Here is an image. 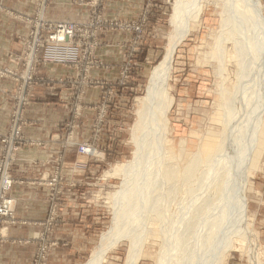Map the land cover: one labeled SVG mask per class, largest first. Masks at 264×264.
Masks as SVG:
<instances>
[{
	"label": "rangeland",
	"instance_id": "obj_1",
	"mask_svg": "<svg viewBox=\"0 0 264 264\" xmlns=\"http://www.w3.org/2000/svg\"><path fill=\"white\" fill-rule=\"evenodd\" d=\"M27 1L0 0V26L1 15L8 16L6 20L18 17L29 26L27 34L20 37L23 46L14 47L18 52L9 53L7 62L0 60V92L6 94L11 107L8 128L0 134V161L8 152L14 157L9 165L14 185L12 169L17 166L19 152L27 144L23 129L28 121L24 120L27 119V108L36 96V87L43 86L42 92L47 98L56 90L50 93L46 88L57 85L71 87L74 94L69 100L68 121L64 120L60 125L66 141L54 159L53 172L46 176L49 188L46 195L41 193L39 198L43 199L30 201L29 206L23 203L18 215V201L12 194L14 186L12 188L13 217L0 223V247L8 243L16 248L6 251L3 257L6 259L1 262L60 264L59 257L53 254L62 246L60 240H76L75 234L58 230L66 227V220L70 219L69 224L75 225L74 228L78 224L79 251L77 258H67L61 264H84L112 224L114 197L125 179L122 175L109 174V171L134 159L136 145L131 134L137 103L148 93L152 71L167 54L175 4L174 0H88V15L76 21L47 19L46 11L54 0H33L28 15L16 14L9 9V5L22 8ZM260 1L264 8V0ZM222 17L220 0H207L198 19L191 22L189 34L177 46L169 65V92L174 103L168 114L170 123L163 145L181 164L191 157V151H196L202 139L214 141L215 133L223 130L218 117L222 100L220 86L229 90L234 88L237 66L231 58L233 46L230 41L222 45L225 64L218 60L220 53L215 49L223 37ZM60 25L74 26L73 36H62L63 41L58 40V36L52 38V34L58 33L55 27ZM108 58L111 63L104 61ZM50 64L49 68L66 67L73 69L75 74L60 77L54 72L47 73L45 66ZM94 68H113L115 71L110 74V79L104 80L102 76L91 77ZM3 83L12 84L11 89H4ZM86 93L89 100L97 99L95 104L83 103ZM11 138L14 139L11 141ZM181 138H186L187 147L180 158L178 144ZM82 146L88 152L82 153ZM76 155L88 157L94 166L90 167L89 161L77 162L79 156ZM2 183L0 174V202L6 196ZM247 185L248 214L244 223L250 226L251 238L256 240L257 246L247 241L242 247L234 238L231 247L224 249L221 264H264V156ZM67 200L74 205L65 206ZM176 209V205L172 206L169 213ZM30 214L46 216L35 224V238H29L34 227L18 222V216ZM161 245L160 237L150 235L136 264H158ZM129 248L130 240L124 238L108 253L106 264H125Z\"/></svg>",
	"mask_w": 264,
	"mask_h": 264
},
{
	"label": "bare ground",
	"instance_id": "obj_2",
	"mask_svg": "<svg viewBox=\"0 0 264 264\" xmlns=\"http://www.w3.org/2000/svg\"><path fill=\"white\" fill-rule=\"evenodd\" d=\"M206 2L174 0L167 54L152 71L148 93L137 103L131 134L134 159L109 171L125 179L114 197L112 224L84 264H106L108 253L124 238L130 240L125 264H136L150 235L162 240L158 264H221L224 249L231 247L234 238L242 247L247 241L257 246L244 222L248 179L255 176L264 156V8L260 0H220L224 32L216 43L220 50H215L222 61L226 57L223 43L232 42L231 58L237 66L234 88H219L218 117L223 130L210 143L202 139L183 164L163 145L174 103L169 65ZM178 145L181 158L186 138ZM175 205L177 209L169 213Z\"/></svg>",
	"mask_w": 264,
	"mask_h": 264
},
{
	"label": "crops",
	"instance_id": "obj_3",
	"mask_svg": "<svg viewBox=\"0 0 264 264\" xmlns=\"http://www.w3.org/2000/svg\"><path fill=\"white\" fill-rule=\"evenodd\" d=\"M32 1L33 0H28L27 2H25L26 6H22V8H15L12 5H9V9L13 10L16 14L28 15L31 13L33 7ZM89 11L90 7L88 0H54L53 4L50 5L48 10L46 11V18L54 21H61L66 19L76 21L85 19ZM6 17L8 16L1 15L2 20L0 26V60H4V62L8 61L7 57L9 53H11L12 51L16 53L18 52L16 49H14V47L23 46L20 37L26 35L29 30V26L25 24V21L23 19L14 16V18L6 20ZM104 61L111 63V58H108V60ZM49 66H51V64L45 66V68H48V70H46L47 73L54 72L57 76L60 75V77H68L70 75L72 76V74H75V71L73 69L53 66L55 68L54 69L49 68ZM114 71L115 70L113 68H94L91 70V77L100 78V76H102L104 80L110 79ZM111 73L112 75H110ZM3 84L4 89H11L12 84ZM42 87L43 86L36 87V96L34 99H32L30 105L27 108V119L24 121L28 122H26L27 125L24 126L23 129L27 144L22 147L21 151L19 152V159L16 163L17 166L13 167L12 169V175L16 180L12 194L17 198L18 201V215L20 214V208L23 203L25 204V206H29L30 201L43 199L39 198L41 193L44 194L45 192L46 195L47 191L49 190L48 185L45 182L47 179L46 176H50V174L53 172L51 171V168L54 166V159H56V157L58 156V150H60L62 144L64 145L66 141V136L64 135L65 133L64 131L62 132L60 125L62 122H64V120L68 121V118L70 116L69 110L71 106L69 100L71 98V95L74 94V89H72L71 87H64L62 85H57L55 86V88L49 87L46 88L47 92L54 90H56V92H53L54 94L51 95L52 97L49 96L47 98L45 96V92H42ZM86 92L88 93V91ZM87 93L84 96L85 98L83 103L95 104L94 102L97 99L94 98V100H89V98L86 97ZM5 95V93L0 92V134L7 130L10 117L11 107L10 103H8V101L6 100ZM74 103L75 102H73L72 105ZM1 146L2 144L0 141V150ZM73 149L77 153L75 146ZM76 156H79L77 162L89 161L90 167L94 166V164H91L88 157L80 155ZM70 167H68V170H71ZM45 195H43L42 197H46ZM74 202L77 203V200ZM64 204L67 207L70 206V204L74 205L69 200H67ZM24 215L22 217L18 216V222H20L21 224L27 223L30 225V227H34V232L33 234H30L29 238H35V224L46 218V216H37L36 214H30L28 216ZM70 221L72 220L67 219L65 225L66 227H61L58 230H64L63 232L65 233L69 231L71 232V234H75L74 237L76 238V240L73 239V241L71 242H68V240L66 239L60 240L62 246L58 247V251L55 250L53 252L54 255H57V258L59 257L60 264L63 263V261L65 263L67 258H77L78 256L77 253L79 251V228L77 223L76 228H74L75 225H70ZM12 227L13 226H11V232L13 231ZM14 248L16 247L8 246V243L0 247V264H2L1 261L3 259H6L3 258L5 252L11 251ZM4 262L6 261L4 260Z\"/></svg>",
	"mask_w": 264,
	"mask_h": 264
},
{
	"label": "built area",
	"instance_id": "obj_4",
	"mask_svg": "<svg viewBox=\"0 0 264 264\" xmlns=\"http://www.w3.org/2000/svg\"><path fill=\"white\" fill-rule=\"evenodd\" d=\"M55 28L58 29V33L52 34L51 35L52 38H56L55 36H58V40L63 41L64 38L62 36L64 37L65 35H69L70 37L73 36L74 26L60 25ZM13 139L14 138H11V141ZM80 151L82 153L88 152L87 148H85L84 146L80 147ZM13 159L14 157H12L8 152V154L6 156H3L0 161L1 163L0 174L3 180L2 186L3 189H5L6 191L5 199H3L2 202H0V223L2 221H7L13 217L15 199L10 196V193L14 186V180L9 172V165H11L10 163L13 162L12 161Z\"/></svg>",
	"mask_w": 264,
	"mask_h": 264
}]
</instances>
